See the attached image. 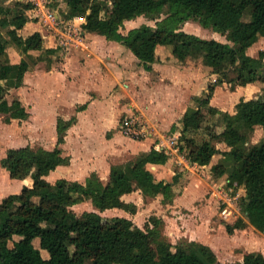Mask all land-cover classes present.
<instances>
[{"label":"trees","instance_id":"obj_1","mask_svg":"<svg viewBox=\"0 0 264 264\" xmlns=\"http://www.w3.org/2000/svg\"><path fill=\"white\" fill-rule=\"evenodd\" d=\"M70 18L84 17L85 30L105 36L127 47L151 71L157 61V47L167 46L180 61L203 58L204 63L218 75L209 84L205 98L197 108L190 107L183 116L182 137L189 150L188 160L202 166L211 165L218 177H225L235 190L244 187V213L248 221L264 233V141L250 144L256 127L264 128V98L242 99L231 114L211 106L217 86L228 82L247 86L264 83V50L254 57L247 53L264 37V0H67ZM165 6L170 14L156 27L142 25L126 34L120 31L126 21L147 15L157 18ZM27 7H31L27 5ZM1 10V9H0ZM105 14L106 17H103ZM249 15L250 20H245ZM195 20L204 28L227 35L229 42L202 38L183 29L185 23ZM29 22L25 13L3 20L9 26L11 41L24 53L19 63L5 61L8 41L0 33V115L4 123L27 120L30 116L19 97L11 101L6 96L5 82L13 88L24 85L25 75L39 62L44 51V38L37 31L28 37L19 34ZM50 61L58 48L45 50ZM234 72L235 78L229 73ZM210 115L220 114L224 120L221 132H211L210 139L198 142L188 137L190 129H201L206 121L204 108ZM76 122L58 118L57 145L53 149L25 146L10 148L2 166L11 179L33 178L32 186H24L16 194L0 203V264H264V254L250 252L241 262L222 263L208 245L193 241L189 246L164 240L156 228H141L127 217L111 220L96 211L78 214L73 206L86 200L104 212L120 208L137 212L135 204L122 199L139 189L144 195L173 198L172 182L159 180L148 164H166L170 155L153 147L137 161L113 165L110 178L104 183L92 173L85 183L65 178L52 183L46 179L60 165H68L70 158L63 155L61 145L68 129ZM215 142L226 143L229 150L221 151ZM222 159L215 160L217 154ZM242 218L228 224L233 234L244 229Z\"/></svg>","mask_w":264,"mask_h":264},{"label":"rangeland","instance_id":"obj_2","mask_svg":"<svg viewBox=\"0 0 264 264\" xmlns=\"http://www.w3.org/2000/svg\"><path fill=\"white\" fill-rule=\"evenodd\" d=\"M27 5L31 7L28 8ZM0 9V33L8 41L5 61L20 62L25 55L11 41L8 34L10 27L2 26L3 20L11 19L16 14L25 13L29 24L27 23L25 28L19 30V34L25 37L34 31H40L44 38V51L33 52L35 57L42 55L44 60L25 75L26 83L22 88L15 89L11 81L5 82L6 96L10 101L14 97H19L23 103L28 104L31 108L35 107V110L31 109V116L28 120L16 119L11 124H5L0 115V195L20 185V183H14V179L10 178L9 172L2 166V160L8 149L12 146H55V132L52 125L53 117L57 115L55 111L60 109L68 114L72 111L73 103L83 101L84 96L89 93L88 90L92 89L102 95L103 100H99V104L94 107L90 118L91 124L84 126L88 133L94 132L92 134L94 146L86 148V153L89 156L83 158L87 162L99 158V153L104 149L103 145L106 144L103 138L104 131L101 129L111 121L116 122L117 126V129L113 128L111 133L113 136L118 134L119 139H115V143L105 147L110 163L124 165L137 161L144 153L137 144L129 145L130 139L142 141L152 136H158V141L164 142L159 150H165L170 155L169 167L166 171L172 174L171 170H173L175 175H178L179 180L175 184L176 187L184 189L187 186L190 188L186 205L192 207L190 210L185 207L184 209L179 208L176 212L171 207L173 198L165 199L162 194L150 197L137 189L125 199L136 205V213L124 209L109 210L101 212L104 218L111 220L114 217L127 216L143 229L148 225L154 227V221L157 219L159 222L156 228L164 240L185 246H189L194 241V239L191 241V238L195 236L192 234L200 229V236L203 238L208 236L206 242L213 246L211 248L222 263L238 262L243 254L257 248L259 243L264 244L262 240L253 245L248 242L245 244L242 239H237L238 237L233 239L236 230L233 234L227 230L228 224H234L238 219H247L243 201V196L246 194L245 188L240 187L237 190L230 188L226 178L218 177L213 172L211 165L201 171L182 169L185 165L179 164L178 161L183 159L182 156L188 159L189 152L182 133L175 127L172 131L153 130L144 115L133 107L134 101L146 99V93L154 87L150 84L152 78L144 77L143 63L131 50L117 41L108 40L105 36L87 32L84 28V18H70V7L67 0H0ZM50 14L53 16L50 17ZM169 14L170 6H165L159 17L139 16L132 22L125 23L120 31L126 34L131 29L142 25L156 27L157 23L167 18ZM102 16L106 17L105 14ZM250 19L249 15L245 17V20ZM184 28H186V32L202 38L229 42L226 34L223 35L211 28H204L195 20L185 23ZM261 38L263 40L256 46L257 56L260 50L264 49V37ZM57 47L58 51L52 57V61L48 60L49 55L45 50ZM72 52L75 54L68 59L67 56ZM157 54L159 58H164V65H167V68H172L169 64L174 57H177L173 55L169 47L165 46L159 49ZM187 60H192L190 66L197 71L194 73L195 80L193 81L196 95L191 100V107L195 109L200 105V100L205 98V91L209 84L215 82L218 75L212 76L211 67L206 74L207 67H203L206 64L201 56ZM87 61L93 66L91 70L83 66ZM66 62L67 64H65ZM229 77L235 78L236 74L230 72ZM164 81L162 85L168 86L169 78L166 77ZM258 86L257 93L252 95L241 93L242 95H240L233 91L241 86L235 82L232 84L225 82L216 88L220 91L216 101L218 104H223L233 98L230 109L232 113L229 110L227 112L234 114L236 104L240 100L247 97L251 99L264 98V83H258ZM231 92L233 93L230 94ZM104 95L107 100L103 98ZM204 111L206 121L196 135V140L200 142L206 138L210 139L211 132H221L224 126V120L220 114H217L218 116L210 115L207 107L204 108ZM262 141H264V128L259 127L251 138L250 144ZM215 144L221 151L230 149L226 143L215 142ZM222 157L221 153L217 154L216 162L220 161ZM104 166L105 162L103 161L102 167ZM84 169L79 170L81 175L86 172ZM186 172L187 176H185ZM226 208L228 216L222 215V211ZM94 209L90 200L73 206V210L78 214Z\"/></svg>","mask_w":264,"mask_h":264},{"label":"crops","instance_id":"obj_3","mask_svg":"<svg viewBox=\"0 0 264 264\" xmlns=\"http://www.w3.org/2000/svg\"><path fill=\"white\" fill-rule=\"evenodd\" d=\"M82 19L84 17H81ZM86 23L85 18L83 19ZM131 20L130 22H132ZM129 21H126L125 23H128ZM29 24V23H28ZM25 28V27H24ZM186 28H184L185 30ZM186 31V30H185ZM37 31H34L35 33ZM40 32V31H39ZM88 32V31H87ZM31 33V34H33ZM31 34H28L30 36ZM91 34V32H90ZM22 36V34H20ZM28 36H25L28 37ZM262 38L258 40L252 47H250L247 51V53L251 56L258 57L257 51H256V46L258 45L257 43H261ZM111 41V40H110ZM165 47L164 45H160L157 47L156 53H158L159 49H162ZM58 48V47H57ZM48 49V48H47ZM264 50V49H262ZM75 52H72V54L68 55L67 58L70 59V56L74 55ZM174 57V56H173ZM164 58H159L157 54V61L153 64V69L151 71L146 70L145 68L143 69L144 77L146 78H152L151 81V86L154 88L146 93V99H140L138 102L134 101L135 103L133 104L134 108L137 111H140L142 115L147 119L150 127H152L153 130L155 131H172L173 128L179 132L182 133L183 131V123L182 119L187 110L191 107V100L194 95H196L194 92L195 90L193 89V81L195 80V74L197 71L194 70L192 66H190V63L192 60H186V61H180L177 58H173L171 63L169 65L172 66V68H167V65H164L165 63ZM19 63V62H16ZM67 64V62L65 63ZM85 68L92 69L93 66L90 65L87 61L86 64H83ZM67 67V66H66ZM204 68L207 67V71H209L210 67L204 65ZM203 69V68H202ZM201 69V70H202ZM69 73V72H68ZM27 74V73H26ZM70 74V73H69ZM217 74L212 73V76H216ZM206 76V75H205ZM70 77V76H66ZM166 77L169 78V84L168 86H163V82L166 79ZM216 81V80H215ZM26 83V80H24V84ZM148 84V83H147ZM147 86V85H146ZM22 87L18 88L21 89ZM149 88V85H148ZM222 88V87H221ZM197 90V89H196ZM222 90V89H221ZM259 91V86L258 83H250L247 86H241L239 87L236 91L233 92H238L240 95L241 93H245L248 95L249 93L252 95L253 93H257ZM91 95H85L84 100L81 102H74L72 105V111L67 113H64L60 109L56 110L55 113H57L56 116L53 117V129H54V139H55V146L48 148L44 147L47 149H53L57 145V138H58V133H57V124H58V118L61 117L65 120H70L72 117H76V122L68 129L66 137H65V142L61 145L63 155L66 157L70 158V163L68 165H60L57 167L56 170L52 171L48 176H46V179L52 183L56 182L58 179L65 178L67 180L71 181H79L81 183H85L86 179L92 174V173H97V175L100 177V179L104 182L107 183L110 178V172H111V167L113 165H118L113 162L110 163L108 160V154L107 149L105 147H109L111 144L115 143V139H119V135L117 134L116 136L112 135V129L116 128V122H109L108 125H104V127L101 129L103 130V138L106 141V144L103 145L104 149L100 151L99 158L95 160H89L88 162L83 158L87 157L86 153V148H91L93 145L92 141V134L88 133L87 130L84 129V126L86 124H91L90 118L92 117L91 115L93 114V109L94 107L99 104V100H103L101 98L102 95L97 93L96 90L89 89L88 90ZM214 93L213 98L211 99V106L217 107L218 109L222 111H230L232 113L231 109V99L228 103H223V104H218L216 99L219 94V89H217ZM231 92L230 94H232ZM105 100L107 98L104 97ZM251 98H245V100H250ZM22 101V100H21ZM25 107L27 108L28 112L30 113L34 108H31L28 104L23 103ZM107 104V103H106ZM110 109V106H109ZM110 111V110H109ZM229 112V113H230ZM29 116V117H30ZM212 116H218V115H212ZM29 119V118H28ZM27 119V120H28ZM93 119V118H92ZM16 120V119H14ZM12 120V121H14ZM5 124H11V123H5ZM259 127L262 126H257L256 129H259ZM263 128V127H262ZM117 129V128H116ZM200 130H195V129H190L187 133L188 137H193L197 139V133H199ZM177 135V134H173ZM131 143L129 145H138L143 153L149 152L153 147L157 148L158 150L160 149V146L164 145L161 141H158V136H152L150 138H147L145 140H135V139H130ZM205 140H208L207 138ZM203 140V141H205ZM200 142L199 140H197ZM201 141V142H203ZM167 142V141H166ZM200 142V143H201ZM20 147H25V146H12L11 148H20ZM42 147V146H41ZM10 149V148H9ZM91 150V149H90ZM229 150V149H228ZM225 151V150H224ZM97 157V156H96ZM179 160L178 163L185 165L184 168L182 169H191V170H198L201 171V169H204L208 167L209 165L202 166L196 163H191L187 158H184ZM84 159V160H83ZM110 159V158H109ZM103 161L105 162V166H103ZM169 163V161H168ZM168 163L166 164H148V167L154 172L156 178L159 180H165L172 182L173 178L175 176V172L173 170L172 174L167 173V168ZM82 168H85L84 174H80L79 170H82ZM153 169H156L157 171L155 172ZM187 172L185 173V176H187ZM10 176V175H9ZM14 183H20V185L16 188H13L9 191H6L5 193L3 192L0 195V203L2 202L3 198L6 196H9L11 194H16L19 193L24 186H32L33 185V178L30 176L24 180L22 179H14ZM189 189L187 186L184 187V189H180L174 186V197L172 199V204L171 207L175 209L177 212V209H189L192 207H189L186 205V198L189 193ZM245 190V189H244ZM246 193V192H245ZM131 194V193H130ZM130 194H126L122 197L124 201L127 202L126 197L129 196ZM246 194H244L243 197H245ZM130 203V202H128ZM196 204V203H194ZM79 205V204H77ZM75 207V206H74ZM196 207V206H195ZM94 210L91 211H96L100 212L99 209H97L94 206ZM109 210H121L120 208H113V209H108ZM120 217H125V216H120ZM127 217V216H126ZM247 222V226L244 229H237L235 231V234L233 235V239H242L245 244L251 243L256 244L257 241L262 240L264 243V233L258 230L256 227H254L248 219H245ZM199 222V221H198ZM201 224V223H200ZM202 227V224L200 225ZM199 226V227H200ZM200 229L196 232H194L192 235L193 236L191 241H196V242H201L204 243L205 245H209L210 247L213 248L212 245H210L208 242V236L206 238H203L200 236ZM242 246V245H241ZM250 252H261L264 254V244H260L255 248L254 250ZM249 252V253H250ZM245 254L242 255V257L238 260V262L243 261ZM228 262H233V261H228ZM224 262V263H228Z\"/></svg>","mask_w":264,"mask_h":264},{"label":"built area","instance_id":"obj_4","mask_svg":"<svg viewBox=\"0 0 264 264\" xmlns=\"http://www.w3.org/2000/svg\"><path fill=\"white\" fill-rule=\"evenodd\" d=\"M52 16H53V14H50V17H52ZM227 212H228V209L226 208V209H224V210L222 211V215L228 216L229 213H227Z\"/></svg>","mask_w":264,"mask_h":264}]
</instances>
